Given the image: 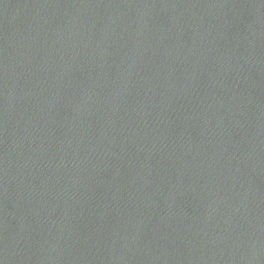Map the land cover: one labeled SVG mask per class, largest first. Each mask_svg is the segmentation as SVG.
<instances>
[{
    "label": "water",
    "instance_id": "obj_1",
    "mask_svg": "<svg viewBox=\"0 0 264 264\" xmlns=\"http://www.w3.org/2000/svg\"><path fill=\"white\" fill-rule=\"evenodd\" d=\"M0 264H210L1 39Z\"/></svg>",
    "mask_w": 264,
    "mask_h": 264
}]
</instances>
